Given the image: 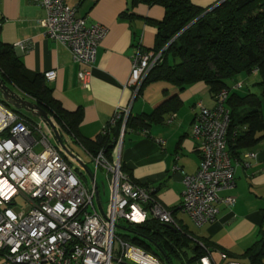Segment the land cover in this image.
Segmentation results:
<instances>
[{
  "label": "built area",
  "instance_id": "obj_1",
  "mask_svg": "<svg viewBox=\"0 0 264 264\" xmlns=\"http://www.w3.org/2000/svg\"><path fill=\"white\" fill-rule=\"evenodd\" d=\"M33 1L45 9L46 15L39 23L44 36L69 49L80 66L77 77L88 88L90 71L106 27L88 24L67 0ZM161 55L162 50L155 53L143 49L140 42L135 45L126 84L133 87L134 95ZM55 76L54 70L44 73L46 81ZM6 85L18 96L35 102L10 83ZM238 88H242V82L232 86L233 90ZM228 93L222 90L215 94L211 108L197 103L199 110L191 125L192 135L199 142L200 161L193 174L182 177L184 189L179 210L197 226L213 222L219 204L235 202L233 196L220 194L234 186L236 166L226 147L230 125ZM129 110V107L117 108L100 130V134H105L121 121L110 156L105 155L103 148L95 155L84 149L94 166V173H89L90 187H86L66 159L71 155L75 162L79 160L68 149L65 152L60 144L61 134L53 117L50 116L51 126L43 118L7 104L0 94V264H164L115 232L119 219L141 223L148 216L178 228L173 212L152 196L154 189L133 181L122 169L120 151ZM173 116L167 123L172 122ZM139 132L148 133L146 129ZM244 155L255 157L252 152ZM99 167L110 189L105 210L96 203ZM18 199L26 203L24 210L17 209ZM200 245L206 251L197 264H219L214 260L213 251L203 243ZM219 256L220 264H246L229 259L225 252L220 251Z\"/></svg>",
  "mask_w": 264,
  "mask_h": 264
},
{
  "label": "crops",
  "instance_id": "obj_2",
  "mask_svg": "<svg viewBox=\"0 0 264 264\" xmlns=\"http://www.w3.org/2000/svg\"><path fill=\"white\" fill-rule=\"evenodd\" d=\"M190 1L200 7H212L221 0ZM67 3L76 8L77 15L85 17L88 24L98 23L107 29L97 49L88 88L83 87L77 77L80 66L69 49L44 36L39 23L46 13L38 2L0 0V41L14 47L28 79L44 76L50 70L56 72L53 80H45L46 84L62 108L81 112L79 133L85 138L95 139L117 108L129 107L133 115L153 114L165 102L172 101L175 110L164 113L160 122L151 123L147 135L126 130L120 151L122 168L133 181L150 185L157 200L174 213L190 234L208 241L217 263L222 262L220 251L229 254V259L240 261L237 259L259 239L260 229L264 228V140L242 150L238 158H232L236 164L234 186L220 194L233 196L235 202L219 204L213 222L196 225V231L190 230V218L179 210L184 189L182 177L193 174L199 165V142L192 135L191 125L199 110L197 103L207 108L214 105L209 86L198 82L181 89L156 81L134 95L133 87L126 85L135 45L140 42L146 50L153 51L157 34L155 23L165 14L161 5H134L132 0H67ZM171 115H174L172 122L167 123ZM56 125L65 152L68 149L77 158V153L68 147L72 137L61 125ZM248 152L255 153V157L245 156ZM66 159L75 172L80 165L87 167L79 157L76 162L71 155Z\"/></svg>",
  "mask_w": 264,
  "mask_h": 264
},
{
  "label": "trees",
  "instance_id": "obj_3",
  "mask_svg": "<svg viewBox=\"0 0 264 264\" xmlns=\"http://www.w3.org/2000/svg\"><path fill=\"white\" fill-rule=\"evenodd\" d=\"M132 3L158 4L165 10L163 19L155 23L156 44L152 48L155 53L162 50L161 60L149 70L137 95L145 85L156 81L168 82L181 89L204 82L212 97L227 90L230 125L226 147L230 157L238 158L242 150L264 140V0H221L212 7H200L190 0H132ZM253 70L260 77L259 95L251 90L239 94L232 89L230 80L237 81L239 76L250 75ZM0 76L5 83L31 97L91 155L101 148L106 156L111 155L112 142L119 133L121 121L108 128L105 134L99 133L95 139L83 137L79 133L81 112L62 108L52 96L44 76L28 79L14 47L1 41ZM173 105L172 101L165 102L153 114L129 113L125 132L127 129L139 132L151 123L160 122L164 113L175 110ZM152 196L156 197L155 191ZM129 224L131 235L122 238L164 264H173L174 259L181 257L186 258L187 263L198 261L206 250L197 241L213 250L208 241L190 234L179 222L178 228H173L148 216L141 223ZM240 257L248 264H264V228L260 229L259 239Z\"/></svg>",
  "mask_w": 264,
  "mask_h": 264
},
{
  "label": "rangeland",
  "instance_id": "obj_4",
  "mask_svg": "<svg viewBox=\"0 0 264 264\" xmlns=\"http://www.w3.org/2000/svg\"><path fill=\"white\" fill-rule=\"evenodd\" d=\"M254 72L255 71L253 70L251 72L252 74H250V75H244V76L241 75V76H239L237 78V81L236 82H242V86H243L242 88L236 89V90H238L239 94L247 93V92H249L248 90H251L252 92H255L258 95L260 94L261 88L258 85V83L260 82V77H259V74L254 73ZM229 83L231 85L232 84L234 85V80H230ZM16 94H17V92H16ZM2 99H3V97H2ZM3 101H4V99H3ZM28 114H30V113H28ZM50 120H52L51 117H50ZM51 140L56 141L53 136H51ZM71 140H72L73 143L71 142L68 147L70 149L74 150L77 153V155H78L77 158L79 157L83 161V163L87 165V167L86 166L85 167L91 172V174L94 173V166L89 162L88 155L85 152V150L81 146H79V144L75 143L73 141V139H71ZM86 168H84L83 166L80 165V167H78V169L76 170V172L78 173V176L80 177V179L82 180V182L84 183V185L86 187H90L91 176H90L88 170H86ZM96 180H97V187H98V191H99L100 203H101L102 208L105 210L107 208V205H108L109 199H110V189H109V186H108V181L105 178V173H104V171H103V169L101 167H99V169L97 171ZM16 207L20 211L21 210H24L26 208V203L22 199H18L17 200V203H16ZM186 218H188V217L186 216L185 219ZM186 223H187V220H186ZM188 225H189V229L190 230L196 231L197 226L192 221H190L189 219H188ZM129 227H131L129 223H127L123 219H119L116 222L115 232H116V234H118L119 236H121V238L123 237V235H131V232H130V228ZM197 242L199 244L200 243H203L201 241H197ZM116 247H117V244L115 242L114 243V248H116ZM154 249H156L155 246H154ZM114 253H115V251H114ZM237 260H240L243 263L248 264L247 263V260H245L243 258H238ZM198 261L191 262V263H187L186 258L181 257V259H177V260L174 259L172 261V263L173 264H197Z\"/></svg>",
  "mask_w": 264,
  "mask_h": 264
},
{
  "label": "water",
  "instance_id": "obj_5",
  "mask_svg": "<svg viewBox=\"0 0 264 264\" xmlns=\"http://www.w3.org/2000/svg\"><path fill=\"white\" fill-rule=\"evenodd\" d=\"M0 93L8 104L12 105L18 110H24L27 113H30L34 117H41L44 120H46L51 126L53 123L50 120V117L48 116V113L40 106H38L36 103L24 99L18 94H16L13 90H11L4 82L3 79L0 76ZM58 139L59 137L56 136ZM96 201L98 202L99 206V199L96 197ZM100 207V206H99Z\"/></svg>",
  "mask_w": 264,
  "mask_h": 264
},
{
  "label": "clouds",
  "instance_id": "obj_6",
  "mask_svg": "<svg viewBox=\"0 0 264 264\" xmlns=\"http://www.w3.org/2000/svg\"><path fill=\"white\" fill-rule=\"evenodd\" d=\"M4 82V81H3ZM5 83V82H4ZM5 84H7V83H5ZM1 94V93H0ZM49 116V115H48ZM50 117V116H49ZM147 130V129H146ZM124 134H125V132H124ZM173 215H174V213H173ZM175 217V216H174ZM177 221V220H176ZM178 222V221H177ZM164 224H166V223H164ZM168 225V224H167ZM168 226H170V225H168ZM172 227V226H171ZM227 254V253H226ZM242 262V261H241Z\"/></svg>",
  "mask_w": 264,
  "mask_h": 264
},
{
  "label": "bare ground",
  "instance_id": "obj_7",
  "mask_svg": "<svg viewBox=\"0 0 264 264\" xmlns=\"http://www.w3.org/2000/svg\"><path fill=\"white\" fill-rule=\"evenodd\" d=\"M148 51H150V50H148ZM98 199H99V197H98ZM96 203L98 204V202H97V201H96ZM99 206H101L100 199H99Z\"/></svg>",
  "mask_w": 264,
  "mask_h": 264
}]
</instances>
